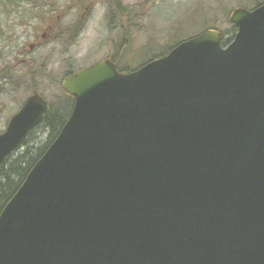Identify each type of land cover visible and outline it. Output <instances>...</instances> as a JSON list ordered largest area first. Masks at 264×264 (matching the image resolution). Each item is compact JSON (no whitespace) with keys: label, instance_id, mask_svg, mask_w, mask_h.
<instances>
[{"label":"water","instance_id":"obj_1","mask_svg":"<svg viewBox=\"0 0 264 264\" xmlns=\"http://www.w3.org/2000/svg\"><path fill=\"white\" fill-rule=\"evenodd\" d=\"M137 71L62 82L70 118L0 214V264H264V4ZM49 112L35 89L0 166Z\"/></svg>","mask_w":264,"mask_h":264},{"label":"rangeland","instance_id":"obj_2","mask_svg":"<svg viewBox=\"0 0 264 264\" xmlns=\"http://www.w3.org/2000/svg\"><path fill=\"white\" fill-rule=\"evenodd\" d=\"M140 1L124 0V3L134 6ZM255 1L150 0L146 4L148 11L137 23L140 31L130 38L131 46L125 51L126 58L122 66L127 67L130 64L137 67L153 59L154 54L160 53L167 46L172 44L175 46L176 42L190 39L209 29L211 24L226 37H230L234 27L228 21L231 11L243 7L244 3L251 9L256 6ZM263 2L264 0H261L260 3ZM57 5L58 9H62L67 6V2ZM92 6L94 7L89 11V20L70 46L51 44L32 53L35 65L34 68L32 65L30 70H34L38 81L37 91L49 104H53L54 108L58 107L61 101L59 97L63 92L61 83L65 73L88 67L120 52L119 44L115 45L118 41V32L109 34L107 30L109 24L105 19L106 8L99 4ZM0 20L3 24L0 41V133H2L10 118L20 110L33 90L32 78L26 76L25 68L19 66L15 69V52L22 45L30 43L36 34H39L40 43H46L48 39L41 36L39 20L35 19L25 25V18L15 16L9 18L1 14ZM8 25L9 28H6ZM5 77H9L10 80L4 81ZM49 136L47 128L44 126L37 128L27 142L28 147L34 151L38 150L47 143ZM25 149L26 147L20 148L18 151Z\"/></svg>","mask_w":264,"mask_h":264},{"label":"trees","instance_id":"obj_3","mask_svg":"<svg viewBox=\"0 0 264 264\" xmlns=\"http://www.w3.org/2000/svg\"><path fill=\"white\" fill-rule=\"evenodd\" d=\"M149 1L150 0H146V1L141 0L137 5L131 6V5H126L124 3V0H34L32 2L33 10L31 12V16L33 20L36 19V20L43 22L42 20L44 19L46 20L47 14L51 15L52 12L59 10L58 9L59 5H57V3L59 4L62 2H67V6H65V9H64L65 15L69 14L70 11L78 9L79 14L81 15L80 20L82 22L81 23V28H82V26L86 22L84 21L85 18L87 16H90L89 11H91V9L94 7L92 5L94 4L103 5L106 8L105 19L107 20L109 24L107 30L109 31V34L118 32V41L115 45L118 46L119 44L118 47L120 50V52L110 55L108 59H111L116 64L120 72L128 73V72H132V71L139 69L144 64L150 61H153L156 58L165 56L176 45L180 43V42L179 43L176 42L177 44H175V46H172L174 44L167 46L160 53L154 54L153 56L155 57L153 59H149L148 61L144 62L141 65L138 64L139 66L136 65L137 67H135L134 65H130L129 63H127L129 64L127 65V67L122 66L126 58L125 51L131 46L132 40L130 38H132L133 35L137 31H140L137 23L139 20H141L145 16L146 12L148 11V6H146V4ZM54 2L56 3L55 5H54ZM260 2L261 0L260 1L256 0L254 4L257 6L261 4ZM7 5H8L7 3H1V6H7ZM13 5L14 6L16 5L15 8L17 7L19 8L20 3H17V4L14 3ZM243 7H249V6H246V4L244 3ZM1 8L5 9L4 12L8 10L4 7H1ZM228 21H229V18H228ZM209 29H217V28L215 26H212L211 24ZM69 30L71 31V33H73L75 31V27L70 26V29H66L65 31L62 28H60L59 31L56 32L54 40L62 39L63 36L65 35V32L68 33ZM236 32H237V29L234 26L233 31L230 33V37H226V35L223 34V37H224L223 46H227L230 42H232ZM109 41L110 39H108V42ZM34 65L35 64L33 63V66H32L33 68H34ZM28 68H29L28 73L31 74V78H32L31 82L33 81L32 88L37 89L38 81L35 78L34 70L33 69L30 70L31 68L30 66ZM25 71H26V68H25ZM76 71L67 72L64 74V76L74 73ZM17 81L19 82V80ZM59 98L61 99V101L59 102V106L54 108L53 104H49V112L45 116L42 124L39 126V127L44 126L50 132V136L48 138L47 143L36 151H34L33 149H30L28 147L27 142L34 134V131H33L21 147V148L26 147L25 151H18L20 149L19 148L15 153L10 155L1 164L0 166V214L2 210L4 209V207L7 205V203L13 198V196L19 190V188L25 181L26 177L28 176L29 172L32 170L34 165L45 154L47 149L57 138L62 128L64 127L68 119L70 118V115H71V112L74 106V98L67 95L65 92H62Z\"/></svg>","mask_w":264,"mask_h":264},{"label":"flooded vegetation","instance_id":"obj_4","mask_svg":"<svg viewBox=\"0 0 264 264\" xmlns=\"http://www.w3.org/2000/svg\"><path fill=\"white\" fill-rule=\"evenodd\" d=\"M11 1V2H9ZM34 0H0V14L2 16H7L9 18L12 17H20V18H25V25L30 24L33 19L31 16V12L33 10V5L32 2ZM1 3H7V6H1ZM20 3L19 8H15L16 5L14 6L13 4ZM12 6V8H11ZM4 7L8 9L7 11L4 12L5 9L1 8ZM15 8V9H13ZM65 7L62 9H59L58 11L52 12V14H47L46 20H42L43 22L40 21V26H38L41 36L43 38L48 39V41L45 43H40V37L39 34H36L32 39L30 40V43L27 42V44L22 45L20 48H18L15 52V69H18L19 66L27 68L26 71H29V66L31 67L34 63V58H32V53L36 49H41L42 47H48L47 45H53L55 46L56 44L60 43L61 45L65 46L68 45L70 46L73 43V39L76 38L78 35L83 30V27L85 26L86 22L89 20L90 16H87L84 21V25L81 28V20H80V14L79 10H73L70 11L69 14L65 15L64 11ZM3 24L0 20V41L1 36L3 35V32H1ZM70 26L75 27V31L71 33L69 30L68 33L65 32V35L63 36L62 39L60 40H54L55 39V34L57 31H59L60 28H62L64 31L66 29H70ZM9 28V25L6 27ZM28 41V40H27ZM25 71V72H26ZM26 76L30 77L31 74L26 72ZM10 79L9 77L3 78L4 81H7Z\"/></svg>","mask_w":264,"mask_h":264}]
</instances>
